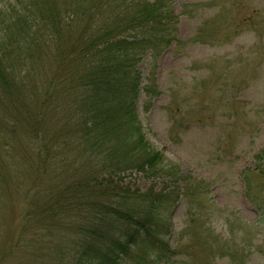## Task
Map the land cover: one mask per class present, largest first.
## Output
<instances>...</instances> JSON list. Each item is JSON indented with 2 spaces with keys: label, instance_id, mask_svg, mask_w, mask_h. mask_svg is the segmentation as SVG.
Returning <instances> with one entry per match:
<instances>
[{
  "label": "trees",
  "instance_id": "1",
  "mask_svg": "<svg viewBox=\"0 0 264 264\" xmlns=\"http://www.w3.org/2000/svg\"><path fill=\"white\" fill-rule=\"evenodd\" d=\"M173 1L0 6V105L17 111L0 131V199L14 186L30 209L7 252L23 246L36 221L61 234L57 242L34 237L33 264L171 262L163 214L179 199V169L147 142L137 99L153 92L142 86V59L175 40ZM48 169L59 177L37 188ZM255 169L264 177V162ZM132 173L151 186L125 187L122 176Z\"/></svg>",
  "mask_w": 264,
  "mask_h": 264
},
{
  "label": "rangeland",
  "instance_id": "2",
  "mask_svg": "<svg viewBox=\"0 0 264 264\" xmlns=\"http://www.w3.org/2000/svg\"><path fill=\"white\" fill-rule=\"evenodd\" d=\"M172 12L175 40L142 59V86L153 92L137 99L147 142L179 169V199L166 202L171 208L163 214L176 252L168 263L264 264V177L255 169L264 162V0H174ZM5 108L2 103L0 131L17 114ZM45 175L37 188L59 177L50 169ZM122 177L132 190L151 186L136 173ZM20 191L2 190L0 264H33L35 238L57 242L61 234L34 221L23 246L7 252L30 210ZM49 192L59 190L49 183Z\"/></svg>",
  "mask_w": 264,
  "mask_h": 264
}]
</instances>
